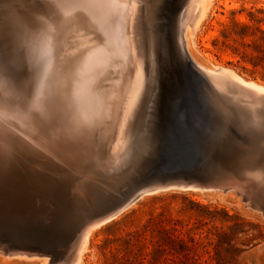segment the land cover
I'll return each mask as SVG.
<instances>
[{
	"label": "rangeland",
	"instance_id": "rangeland-1",
	"mask_svg": "<svg viewBox=\"0 0 264 264\" xmlns=\"http://www.w3.org/2000/svg\"><path fill=\"white\" fill-rule=\"evenodd\" d=\"M53 1L54 0H46L48 7H50H47L43 12L37 10L35 0H0V29L5 30V32L7 30L8 32L14 31L12 33L17 36V40L11 52L9 53L8 50L5 49V54L7 55L10 65L20 73L19 83L15 82L11 77L0 75V106H8L12 112V118L6 115H0V118L7 117L11 122L13 121L12 123L15 125L11 126L7 123L13 130L11 133V142L15 145L16 151L11 159L12 168L6 170V176H9L8 178H10V180L18 183V189L26 192L31 199L34 195H38L43 203L41 204L40 201L36 203V207L33 211H24L12 207L11 204L9 205L7 202L0 201V264H34L32 260L37 259L35 257L25 256V258L24 256H19L21 257L19 258L18 255H14L15 252H13V254L12 252L9 253V247L15 245L42 243L46 244L48 247H54L60 254L65 253L69 250V245L72 242L78 224L86 219L85 216H94L96 214H103L111 211L118 202L120 203L125 198L129 196L134 198L136 196L135 194H137L145 184L150 182L162 181L163 183H168L176 182V180L179 179L177 181L180 183L182 180L185 182L190 179V181L197 180V182L202 180L203 182L201 181V183H205L206 181V184L208 183L213 186L218 185V183H220L219 181L227 182L231 180H240L241 183H243L245 182L244 179L235 174L223 173L222 170L227 168L233 172L235 161L241 150V145L251 148L255 146L258 140L256 132H253L249 127H245L244 121L240 119L241 116L236 113V111L232 110L227 103L224 104L225 101L222 96L217 95L218 91L215 93V87L210 83H207V85L202 88L201 100L203 103L200 104L197 97L195 98L192 93L191 85L182 72L180 46H177L179 51L176 47L177 44L175 45L177 40V43L179 42V37L177 35L181 32V26L178 27L180 25L178 24V18L184 13L180 11L181 9H186V4L181 2V0H168L166 6L169 11L167 12H171L174 5L175 11L173 9L168 15L169 27L162 40V46L157 53L158 73L157 76L156 73L155 75L153 74L157 77V82L155 81V83H158V104L155 105L153 101L155 98V91L152 92L148 85L145 89V97L140 103V110L137 108L134 114L131 117L129 116L125 122L126 138H121L119 142L122 144L119 145V148L122 150L118 149L117 161L109 159L110 153H108V151L106 152L104 149L103 151H105V153L102 151H100V153L97 151L96 154L95 152L90 153V155L93 154L91 158L89 154H85L87 156L83 155L84 157L77 156V164L71 165L65 163L63 161L65 158L62 155H57L58 153H53L52 157V155H50L51 153L34 149L29 144L24 143L25 140L23 138H42V135L46 136V133H48V125L46 123L61 120L63 119L62 117H65L68 111H70L69 107H67L68 104H66V101L61 99L60 96L57 100L59 99L61 102L58 101L57 104L63 102L65 104L57 106L58 109L54 107L56 106L55 102H52L53 106L52 104L50 105L52 99L46 101L51 108L43 101L48 98L46 96V98L43 97L45 91L47 92L46 86L50 84L49 82H51L53 78L50 74V77L46 79L45 75H47L46 71H49L48 74L51 73L50 70L52 68H54L51 70L53 74H58L59 70H61L60 51H62L61 41L64 39L61 37L65 35V31L67 32L69 30V26H67L69 23L64 22L61 18L60 21L59 18H57V25L52 24L53 22L51 20L53 19L55 21V18L58 16L53 11L56 9H61L60 11H66V9L72 10L76 6L79 7L80 3L79 0H77V4H74L73 1L75 2V0H70L72 2V5L70 4L72 8L69 7L68 9L70 5L65 4L66 0H55L54 3ZM62 4L66 6L61 8ZM52 7H54V9ZM177 8L179 9L178 12L181 14L177 12ZM42 12L45 13L49 19L45 18L43 20V17H39V15L45 17V14L43 15ZM173 12L175 13L173 14ZM50 14H52L53 17H55L56 14V17L51 19ZM87 14L82 17V22L85 27L82 25L81 28L72 29L69 33L71 34L70 43L73 42V39L75 41L79 38L75 41L76 43L74 42L75 44L72 43V45H69L70 52H68L67 55L70 59L78 54L77 50L80 48V45L81 49H83L95 40L94 35L92 36V34H90L92 30L95 31L102 40L109 37V32L107 34L105 28L101 24L102 27L100 28L99 23L94 24L93 22H89V15ZM174 15H176V17H174ZM175 20L177 28L180 30L175 29ZM58 21L62 23V25L59 24ZM47 22L52 26L49 28L48 25L50 32L52 28L54 29L52 30V35L49 32V34L46 35L44 32L48 29L46 28ZM7 23L10 24L7 25ZM41 24H43L44 27ZM57 26L60 29H58ZM91 27L94 29L90 30ZM61 29L62 32L64 31L63 36L61 34L62 32H60ZM82 30L83 32H81ZM53 31L57 34L60 32L61 37L56 36V33H53ZM75 32H77V35H81L75 38L77 37ZM83 33L85 34L83 35ZM74 34L75 36H73ZM168 35L169 40L167 37ZM41 38L42 41L45 40L41 42ZM53 39H59L60 41L55 40L58 44L54 45L55 41L53 42ZM48 41L50 42L48 43ZM59 42L61 43L59 44ZM82 42H86L84 46H82ZM39 43H41V45H39ZM195 43L192 53L198 60L210 66L219 65V68L225 67L232 69L245 79L264 85V0H212L206 15L195 33ZM74 45L75 47L78 46V49H75ZM38 46H40L41 49H39ZM44 47L47 49V52L43 51V53L45 52L43 55H47L44 56L47 60H45L43 56H38L40 54L39 50H41V52L42 48L46 50ZM54 48H56V50ZM81 49L79 50L81 51ZM71 51L74 53H71ZM51 53L52 55L50 56ZM172 53L173 55L176 53L174 55L175 57ZM88 54L86 55V57H88L86 60H89ZM43 59L48 64L43 65L44 67L47 65L45 70L43 69L44 67L40 65L41 62L45 63ZM51 64L52 66H50ZM87 64L88 61L86 65ZM113 67H115L114 63H109L108 68L113 69ZM40 68L42 69L40 70L41 72L39 71ZM43 70L45 72H43ZM106 71L107 73L113 72L111 69H107ZM106 71L104 76L107 77L103 78L104 83L101 79L104 72L100 73L97 77V80L101 79L102 82L100 83L101 85L98 83L100 80L96 82L97 85L99 84L98 87L96 84L93 85L90 75L87 76V74H85L87 77H90V80L86 82L89 85H87L88 87L86 86L87 88L84 90L89 88V91L94 92L93 90L96 89L95 92H98L96 95L100 97L101 95L105 96L106 94H103V91H107L105 90V86H107L106 89H108L109 84L107 83H109V76L111 75L106 74ZM39 72H43L45 75L42 73L43 75L39 77V75H41ZM87 72L88 69L85 73ZM43 76H45L44 80L42 79ZM40 78L43 82H45L46 79V83L48 84H44L45 88ZM49 78H51V81H49ZM47 80L49 82H47ZM168 82L169 86L166 85ZM186 84H188V87ZM54 85L55 84L51 85V87L55 88ZM73 85H75V83ZM85 85H82V87ZM172 85H174L173 88H171ZM57 87L56 92L59 90V87ZM76 87L77 86L74 88ZM103 87L105 88L102 89ZM47 88L51 90L50 87L47 86ZM54 88L53 90H55ZM181 88L185 89V91ZM76 89L79 90L78 88ZM169 89H171V91ZM39 90L41 92H39ZM100 90L102 92H100ZM170 92L171 94L173 92V96L171 94L168 95ZM149 93H152L153 96L152 94L150 96ZM46 94L47 93H45V95ZM48 94L47 96L51 97V95ZM176 95L178 97H176ZM219 96L221 100H217ZM169 98H171V100ZM185 98L189 100H185ZM172 99L178 100L173 101ZM148 100L149 102H147ZM145 104H147V106ZM185 105L188 106V108ZM44 106L46 108L49 107L47 108L48 110H45ZM202 106L206 108L205 111H203ZM61 109H63V112L60 111ZM47 111L50 116H47ZM53 111L55 113L57 111V113L55 114ZM50 112H53L52 114L54 116H51V114H49ZM56 115H58V118H56ZM232 115H234V117H232ZM135 120L137 122H135ZM105 121L107 123L109 122L107 119ZM139 121L140 123H138ZM5 123L6 122L2 120L0 127ZM138 130L141 131V133ZM37 133H40V135L38 136ZM209 133L215 141V146L212 148L206 147L202 142V138ZM124 139L127 140L124 141ZM142 139L144 141L143 143ZM89 140L98 142L99 138H90ZM237 149H239V151ZM224 153L227 154L224 155ZM34 157H36L37 160ZM32 158L33 160L31 161L30 159ZM50 159L55 161H51ZM233 159L234 161H232ZM56 161L65 164V166L60 163L57 164L58 162L56 163ZM56 164L59 170L55 168ZM67 165L72 167H67ZM103 167L105 168L104 171ZM86 169L92 170L86 174L88 177H86L83 172ZM109 170L110 173H107ZM220 173L223 174V176H221ZM83 175L86 178H82ZM89 175H91V181L88 179ZM111 175L115 176L110 178ZM124 175L125 178L123 177ZM77 178H80L81 180L79 181L81 182H90L89 184H93L92 186L95 191H99L101 188L97 181L99 179H102L99 181L103 183L109 180L111 181L112 179L114 186L110 188L105 187L103 189L106 195L104 198L98 196L95 201L89 203V201H86L83 197H78L71 193L75 189L73 186L75 187V184L78 183ZM91 178H93V180L95 179L98 183H96V181L93 183ZM116 181L118 182L116 183ZM10 184L11 182H9L8 185L0 186V197L6 195V193H11L13 188ZM222 189L223 188L220 190H192L172 188L145 194L134 201L130 207L128 206L125 208L117 217L98 227L93 232L81 264H264V200L257 202L251 198H246L247 196L244 195H248V191L245 190L247 187H245L244 191L233 188L229 189V191H226L228 189ZM98 193L99 192H97V194ZM260 193L261 191L258 192L259 195H261ZM77 198L79 200L81 198L80 201L83 200V202H79ZM261 198L264 199V196ZM57 199L59 200V204L56 202ZM60 203L61 205L68 203L70 207L65 204L63 205L64 208H62Z\"/></svg>",
	"mask_w": 264,
	"mask_h": 264
},
{
	"label": "bare ground",
	"instance_id": "bare-ground-1",
	"mask_svg": "<svg viewBox=\"0 0 264 264\" xmlns=\"http://www.w3.org/2000/svg\"><path fill=\"white\" fill-rule=\"evenodd\" d=\"M54 1H53V3H54ZM76 1L77 0H75V2L73 1V3L77 4ZM167 1L168 0H79L80 4L79 3L78 4H79L80 8L77 6H76L77 7L76 8L73 5L75 8L70 10L69 7H71L72 2L70 0H68V2H71V3H68L66 0L65 4H69V5L71 4L70 6H68L69 10L66 9V11H60L61 9L59 10V9H56V7H55L56 10L53 12H55L59 17L58 16L56 17V14H55V17H56L55 18L52 16V14H50L51 17H50V15H49V17L51 19L52 18L56 19L55 21L53 19L51 20L53 22L52 24L57 23L56 22L57 18H59V21L61 18L64 20V22L69 23V25H67V26H69L68 27L69 30L67 32L63 28V30L65 31V32L63 31L65 33L64 36H63L64 33L62 32V29L60 31V32H62L61 34L63 37H61L60 32L58 33L59 34L58 35L55 31H53V33L54 32L56 33V36H58V37L60 36L62 39L64 38L63 41H61L62 43L59 42V44L60 43L62 44V49H61L62 51H60L61 52L60 59H61L62 68L60 67L61 70H59L58 74H53L51 70L54 68H52L50 70L51 73L48 74L49 71H46L47 75H49V76L45 75L43 72H45L44 71L45 67L47 68L48 64L45 61V60H47V59H45L46 57H44L47 55H43V54L45 52H47V49L44 47V49H46V50H43V48H42V52H41V50H39L40 52L39 51L38 52L40 54L39 55L37 54L38 56H43V58L45 59V60L43 59L45 61V63L41 62L42 64L40 63V65L43 66V65L47 64L45 67L43 66L44 68L42 67L44 69L42 73L46 76V79H47V77H50V74H51V77H53L52 81H51V78H49L50 80L49 79L48 80L51 81L53 84H55L54 85L55 88L53 87L55 90H53V88L51 87V85H53L51 82H49L47 80V82H49L51 84V85L49 84L50 86L47 85L48 83H46V79H45V82H43L45 76L42 77L43 80L40 78V81L43 82L42 83L43 86L45 84L51 88V90H50L46 86L47 92L45 91V93L48 94V92L50 91L48 95H51V97L47 96V94L45 95V93H44L43 98H46V97H48V98H46L43 101L45 103H47L46 102L47 100L49 101L50 99H52V101H50L51 102L50 105L52 104V102H55L56 106H54V107H57V106H60L61 104L64 105L65 104L63 102V100H64V101H66V104H68L67 107H69L70 111H68V113H67V115H65V117H62L63 119L55 120L54 122L51 121L50 123H46L48 125V133H46V136L42 135L43 136L42 138H23L25 140L24 143L29 144L34 149H38L40 151H45L47 153H51L50 155H52V157H53V153H55V154L58 153L57 155H60V156L62 155L65 158V160H63L61 158L65 163H69L71 165L77 164V161H76L77 156H83L85 154H89V157L91 158L93 154L90 155V153L95 152V154H96L97 151H99L98 153H100V151H102L104 153H105V151L106 152L108 151V153H110L109 159H111L112 161H117L118 160V149L119 150L121 149V148H119V145L121 144L119 142H120L121 138H126L125 122L129 118V116L131 117L134 114L135 110L141 106L140 103L145 97L144 93H145V89H146V87H148V85H149L150 90L152 92L155 91L154 92L155 98L153 101L155 102V105L158 104V93H157L158 83L157 84L155 83V81L157 82V77L154 76L155 73H156V76L158 73L157 53L160 50V47L162 46V40L164 39V37L166 35L165 33H166V30H168L167 28L169 27L168 15L173 11V9L175 11V7H174L175 5H174L171 12H169V13L167 12V11H169L168 7L166 6ZM186 1H187V3H186ZM181 2H184L186 4V6H185L186 9H183V10L181 9L180 12H182V11L184 12L181 14L180 12H178L179 9L177 8L178 9L177 12L181 14V15L179 14L180 15L178 18L179 20L177 19L178 24H180L178 27L181 26V30L177 28L176 20H175V25H176L175 29H178L181 32L179 31L180 34L177 35L179 37V42H178L179 44L177 43V41H178L177 40L178 37H177L176 38L177 41L175 40L176 41L175 45L177 44L176 47L178 45L180 46L181 51L178 48L179 46L177 48L181 53L180 55H182V57H181L182 72L185 74V76L187 77V78L186 77L185 78L188 79V81L191 85L192 93L194 94L195 98L197 97L200 104L203 103L201 100L202 99L201 98L202 97V92H201L202 88H203V86L207 85V83H210L213 87H215V90H216L215 93L218 91L219 93L217 92V95L222 96L223 100L225 101L224 104L227 103L228 106L232 110L236 111V113H238L241 116L240 119H242L244 121V123L246 125L245 127H249L253 132H256V134L258 136V138H257L258 140H257L255 146L249 148V147H245V146L241 145V150L239 152V156L238 157L236 156L237 160L235 159L236 160L235 165L233 164L234 165V170H233L234 173L227 168L224 169L225 171L222 170L223 173L231 174V175L232 174L237 175L238 177L244 179L245 182L241 183L240 180H239L240 182L237 180L236 181L231 180V181H227V182L226 181L225 182L219 181L220 183H218V185L213 186V185L208 184V183L206 184V181L204 179L203 180L205 181V183H201L202 180L201 181L199 180L200 182H197V180L196 181H193V180L190 181V179H189V181H185V182H184V180H182L179 183V181H177L179 179H177L176 182H168L167 180H165L168 183H163L162 181L161 182L157 181V182H150L148 184H145L140 189V191L138 193L136 192L137 194H135L136 196L134 198L132 196L125 198L120 203L118 202V204H116V206H114V208L111 211H109L107 213H103V214L94 213V214H96L94 216H88V215L85 216L86 222L90 219H92V220L87 222L86 226L84 227V229L82 230V233L79 236L77 249H76V252L74 255V259H73L71 264H81L82 263L84 253L87 250L90 237L98 227L102 226L103 224H105V223L109 222L110 220H112L113 218L117 217V215L120 214L123 210H125V208H127L128 206L130 207V205L133 204L134 201L141 198L145 194L154 193V192H158L160 190H166V189H172V188H174V189H176V188L192 189V190H215V189L220 190L221 188H223V189H228L226 191H229V189L233 188V189L244 191L245 187H247V189H245V190L248 191V195H246V194L244 195V196H247L246 198H251L257 202H261L264 200L261 198L262 196H264V85H262L258 82L252 81V80L245 79L244 77H242L241 75H239L238 73L233 71L232 69L225 68V67L219 68L218 67L219 65L218 66L217 65L210 66V65H207L204 62L198 60L195 57V55L192 53V49L194 48V46L196 44L195 43V33H196L197 29L199 28L201 21L203 20L204 16L206 15L212 0H181ZM63 5L64 4L61 5V8H64L66 6V5L65 6H63ZM57 7H59V6H57ZM52 8L54 9V7H52ZM43 12H42V14L44 15L45 13H43ZM174 13L175 12H173V14ZM86 14L89 15V22H93L94 24L99 23V25L101 24L105 28V31L107 32V34L109 32V34H108L109 37L108 38L106 37L105 39L102 40L99 37V35L95 31L92 30L94 28L91 27L90 30H92V31L90 34H92V36L94 35L95 40L93 42H91L90 44L87 41V43L89 45L88 46L85 45V46H87L86 48L81 49V45H80L79 49H81V51L78 49L77 45H76L77 47H75V45H74V48L75 49L77 48L80 52L77 50L78 54L75 55V57L70 59V57H68V55H67L68 52H70L69 51V48H70L69 45L70 44L72 45V43L75 44L76 43L75 41H77L79 39L78 36H80L81 34L77 35V32H75V34L77 35V37H75V38H78V39L74 41V39L71 38V39H73L72 40L73 42L70 43L71 42L70 41V35L71 34H69V33L71 32L72 29L82 27V25H83L82 17ZM39 17H43V20L45 18H48V16L46 14H45V17L40 16V15H39ZM174 17H176V15H174ZM43 20H42V22H43ZM59 21H58V23L62 25V23H60ZM80 23H82V24H80ZM93 23H91V24H93ZM9 24L10 23H7V25H9ZM43 24H45V23H43ZM43 24H41V25H43ZM173 24H174V21H173ZM48 25H49V23L47 22L46 28H48ZM101 25H100V28L102 27ZM50 26L51 25H49V28H50ZM43 27H44V25H43ZM65 27H66V25H65ZM171 27H172V25H171ZM49 28L46 29V31L47 30H49V31H47V32L44 31L46 35L49 33L52 35V30H54V29L52 28V30L50 32ZM57 28H58V26H57ZM58 29H60V28H58ZM38 31H39V29H38ZM88 31H86V32H88ZM171 31H172V29H171ZM6 32H8V30ZM12 32H14V31H12ZM42 32H40V33H42ZM44 32H43V34H44ZM81 32H83V30ZM75 34L73 36H75ZM84 34L85 33H83V35ZM170 34H172V33H170ZM49 37H50V35H49ZM167 37L169 40V35ZM84 38H85V36H84ZM55 40L53 39V42ZM43 41L41 38V42H43ZM56 41H60V40L58 39ZM56 41L54 42L55 44L54 43H52V44H54V45L58 44V42L56 43ZM49 42L50 41H48V43ZM84 43H86V42H84ZM84 43L82 46H84ZM39 45H41V43H39ZM51 47H50V52H51ZM38 48L41 49L40 46H38ZM56 48H54V49L56 50ZM71 48H73V47H71ZM75 49H73V50H75ZM43 51H45V52L43 53ZM88 52H89V54H88ZM41 53H42V55H41ZM71 53H74V52L71 51ZM71 53H69V54H71ZM87 54L89 55V60H86V59H88V57H86ZM175 54L176 53H174V55ZM51 55H52V53L50 54V56ZM172 55H173V53H172ZM70 56H72V55H70ZM67 57L69 60L67 59ZM174 57H172V58H174ZM41 59H42V57H41ZM52 59H53V57H52ZM177 60H178V58H177ZM87 61H88V64L86 65ZM39 62H40V57H39ZM52 63H54V62H52ZM109 63L110 64L114 63L115 67H113V69L108 68ZM50 66H52V64ZM87 69H88V72L85 73L87 71ZM107 69H111V70H113V72L111 71L112 73H107V71H106ZM40 70H42V69L40 68L39 71ZM105 71H106V74H111L109 76V80H110L109 83H107V81H106V83L109 84L108 89H106L107 86H105L106 88L105 87L102 88V89L105 88V90H107L105 92L103 91V94H106L105 96L101 95V94H99V95H101V97L96 95L98 93V92L97 93L95 92L96 89L93 90L94 92L89 91L90 90L89 88L84 90L85 88L88 87L87 85H89L86 82L90 80V77L92 79L93 85L96 84V82H98V80H100L98 82L99 84L102 83L103 78L107 77V76H104ZM40 72H39V74H41V75H39V77L43 75ZM100 73H103V77L101 78L102 82H101V79L97 80V77L99 76ZM85 74H87V76L90 75V77H87ZM39 77H38V80H39ZM74 83H75V85H73ZM85 83H86V85H85ZM82 85H85V86L82 87ZM98 85L96 84L97 87H98ZM166 85L169 86V82H168V84L166 83ZM186 85L188 87V84H186ZM75 86H77L76 88H78L79 90L74 88ZM79 86H80V88H79ZM173 86L174 85H172L171 88H173ZM212 86H211V88H212ZM56 87L59 89V90H57V92H56ZM44 88H45V86H44ZM48 89H49V91H48ZM174 89H172V90H174ZM43 90H45V89H43ZM101 90H100V92H102ZM169 90L171 91V89H169ZM182 90L185 91V89H182ZM207 91H206V93H207ZM39 92H41V91L39 90ZM43 92H42V95H43ZM58 93H59V95H58ZM151 94L149 93L150 96H151ZM170 94H171V92L168 95H170ZM171 95L173 96V92ZM211 95H209V96H211ZM59 96L61 99H63L62 100L63 103H61V104H57L58 101L61 102V100H59V99L57 100V98ZM102 96H104V97H102ZM152 96H153V94H152ZM172 96H171V98H172ZM176 97H178V96L176 95ZM171 98H169V99L171 100ZM186 99L187 98H185V100ZM174 100H176V99H174ZM187 100H189V99H187ZM217 100H221V97L219 96L217 98ZM32 101H36V100H32ZM179 101H180V98H179ZM147 102H149V100ZM175 103H173V104H175ZM50 105H48V103H47V106H50ZM142 105H143V103H142ZM145 105L147 106V104H145ZM180 105H181V103H180ZM52 106H53V104H52ZM203 106H202V109H203V111H205L206 108ZM0 107L3 108V109L0 108V115H6L7 117L11 116L9 118H12V112L10 111L8 106L4 107L1 105ZM154 107H156V106H154ZM186 107L188 108V106H186ZM47 108H49V107H47ZM47 108L45 107L44 109L48 110ZM50 108H51V106H50ZM56 109H58V107ZM50 110H52V109H50ZM139 110H140V108H139ZM60 111L63 112V109H61ZM52 113L50 112L49 114H51V116H52L53 115ZM56 113H57V111H56ZM145 113H146V111H145ZM47 116H50V115H48V111H47ZM7 117L6 118H0V124L2 123V120H4L6 123L10 124L11 126H15L12 123L13 121L11 122V120ZM232 117H234V115H232ZM56 118H58V115H56ZM191 118H189V119H191ZM106 119H107V121H109L108 123L105 121ZM136 120H135V122H137ZM182 121H181V123H182ZM228 121H230V120H228ZM138 123H140V121ZM179 124H180V122H179ZM186 126H187V124H186ZM51 130L54 132H52ZM139 132L141 133V131H139ZM247 133H249V132H247ZM37 135L39 136L40 133L39 134L37 133ZM29 137H30V135H29ZM76 137H81V138H76ZM90 138H99V140H98V142H93V141L89 140ZM245 139H246V136H245ZM125 140H127V139H124V141ZM143 142L144 141L142 139V143ZM140 144H141V142H140ZM140 144H138V145H140ZM128 145H130V144H128ZM128 145H126V146H128ZM195 145H196V143H195ZM104 149H105V151H103ZM126 149H127V147H126ZM124 150H125V148H124ZM194 150H196V149H194ZM237 150L239 151V149H237ZM227 151H228V149H227ZM102 152H101V154H102ZM227 153H224V155ZM229 154H231V153H229ZM85 156H87V155H85ZM34 158L36 159V157H34ZM56 158H58V157H56ZM104 158H106V157H104ZM81 159H82V157H81ZM30 160L32 161L33 158ZM94 160H96V159H94ZM53 161H55V160H53ZM104 161H105V159H104ZM232 161H234V159ZM57 162L58 161H56V163ZM59 163L60 162H58L57 164H59ZM90 163H88V164H90ZM57 164H56L55 168H57L59 170V168L57 167ZM60 164H62V163H60ZM62 165L65 166V164H62ZM68 166L69 165H67V167ZM69 167L71 168L72 166H69ZM11 168H12V164H11V160H10L8 163L7 170H10ZM76 168H78V167H76ZM115 169H116V167H115ZM104 170H105V168L103 167V171ZM117 170H118V168H117ZM91 171L92 170L86 169L83 172H84V175H86L87 173H89ZM6 172L4 175V179L0 180V186L6 185V184L8 185L9 182H11L10 185L12 186L13 189H12L11 193L9 192V193H6V195L1 196L0 201L2 200L3 202H7L9 205L11 204L12 207H14L18 210L33 211L36 207L35 204L38 203L39 201L41 202L40 197L38 195H34L33 196L34 199L33 198L31 199L26 194V192H23L20 189H18V183H15L14 181L10 180V178H8L9 176H6L7 175ZM69 172H70V170H69ZM107 173H110V170ZM84 175L82 178L85 177ZM118 175H119V173H118ZM114 176L115 175H111L110 178H112ZM221 176H223V174H221ZM86 177H88V175H86ZM90 177H91V175H89V178H88L89 180H90ZM123 177L125 178V175ZM77 179H78V181L77 180L76 181L78 183L77 184L74 183L76 186L75 187L73 186V188H75V189L71 193H73V195H77L78 197H83L86 201H89V203L91 201H95L96 198H98V196H101L104 198V196H106V195H105V192L103 191V189L105 187L110 188V187L114 186V182L112 179H111V181L109 180V181H106L105 183H103L102 181H99V180H102V179H99V180H97L99 182L98 183L95 179L93 180V178H91L93 180V183H94V181H96V183H98L99 186L101 187L100 188L101 191L96 190L97 192H99L97 194L94 187L92 186L93 184H89L90 182L89 183L81 182V181H79V180H81L80 178H77ZM115 179H116V177H115ZM226 180H229V179H226ZM119 181H121V180H119ZM171 181H173V180H171ZM117 182L118 181H116V183ZM45 183H46V181H45ZM210 183H213V182H210ZM92 187H93V189H92ZM260 191H261V193H260L261 195L258 194V192H260ZM106 193H108V192H106ZM50 194H52V193H50ZM68 194H70V193H68ZM58 199L56 201L57 203L59 201ZM80 200H81V198H80ZM80 200H79V202H83V200L82 201H80ZM54 203H55V201H54ZM61 203H60V206H62V208H64L63 205H65V204L68 205V203L61 205ZM86 203H88V202H86ZM86 203H84V204H86ZM41 204H43V203L41 202ZM79 204H81V203H79ZM75 205H76V203H75ZM68 206H67V208H68ZM79 207H81V206H79ZM84 207H85V205H84ZM100 208H102V207H100ZM109 209H111V208H109ZM72 212H73V209H72ZM43 213H46V212H43ZM28 216H29V214H28ZM1 252H4V251H1ZM12 254H13V252H12ZM14 255H16V256L18 255V257L19 256L35 257V256H30L29 253H27V252H18V251H15ZM19 258H21V257H19Z\"/></svg>",
	"mask_w": 264,
	"mask_h": 264
},
{
	"label": "snow or ice",
	"instance_id": "snow-or-ice-1",
	"mask_svg": "<svg viewBox=\"0 0 264 264\" xmlns=\"http://www.w3.org/2000/svg\"><path fill=\"white\" fill-rule=\"evenodd\" d=\"M35 6L37 10L41 11L48 7L46 0H35ZM16 40V34L0 29V75L11 77L15 82L19 83L20 73L10 65L5 54V49L9 53L11 52ZM12 131L7 123L0 127V180H3L8 163L16 151L15 145L11 142ZM202 142L209 148L215 146V141L212 139L210 133L202 138Z\"/></svg>",
	"mask_w": 264,
	"mask_h": 264
},
{
	"label": "water",
	"instance_id": "water-1",
	"mask_svg": "<svg viewBox=\"0 0 264 264\" xmlns=\"http://www.w3.org/2000/svg\"><path fill=\"white\" fill-rule=\"evenodd\" d=\"M54 210L56 211L55 208ZM87 222L86 220H82L78 224V228L72 238L71 244L69 245V250L63 254L58 253L54 247H40L32 244L10 246L8 252H27L30 256H35L37 258L32 260L34 264H71L77 249L79 236Z\"/></svg>",
	"mask_w": 264,
	"mask_h": 264
},
{
	"label": "trees",
	"instance_id": "trees-1",
	"mask_svg": "<svg viewBox=\"0 0 264 264\" xmlns=\"http://www.w3.org/2000/svg\"><path fill=\"white\" fill-rule=\"evenodd\" d=\"M32 245H37V246H40V247H48L46 244H42V243H36V244H32Z\"/></svg>",
	"mask_w": 264,
	"mask_h": 264
}]
</instances>
